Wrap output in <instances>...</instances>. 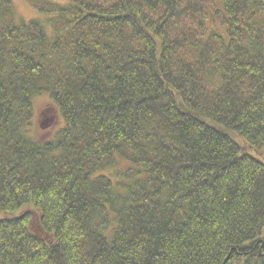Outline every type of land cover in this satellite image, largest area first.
<instances>
[{
  "label": "trees",
  "instance_id": "obj_1",
  "mask_svg": "<svg viewBox=\"0 0 264 264\" xmlns=\"http://www.w3.org/2000/svg\"><path fill=\"white\" fill-rule=\"evenodd\" d=\"M29 2L0 0V264H264V0Z\"/></svg>",
  "mask_w": 264,
  "mask_h": 264
},
{
  "label": "rangeland",
  "instance_id": "obj_2",
  "mask_svg": "<svg viewBox=\"0 0 264 264\" xmlns=\"http://www.w3.org/2000/svg\"><path fill=\"white\" fill-rule=\"evenodd\" d=\"M14 12L17 16L27 20L37 16L29 0H11ZM50 99L46 94H41L33 99V118L30 133L34 137L46 138L61 125L58 113L49 106ZM124 168V167H122ZM5 216L0 214V217ZM264 234V228H263Z\"/></svg>",
  "mask_w": 264,
  "mask_h": 264
}]
</instances>
